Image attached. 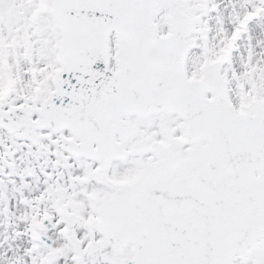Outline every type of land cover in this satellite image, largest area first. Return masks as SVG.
Returning <instances> with one entry per match:
<instances>
[{"label":"snow or ice","instance_id":"1","mask_svg":"<svg viewBox=\"0 0 264 264\" xmlns=\"http://www.w3.org/2000/svg\"><path fill=\"white\" fill-rule=\"evenodd\" d=\"M0 264H264V0H0Z\"/></svg>","mask_w":264,"mask_h":264}]
</instances>
